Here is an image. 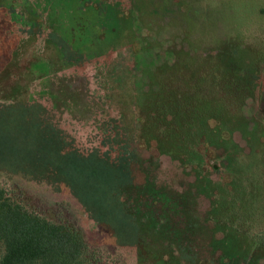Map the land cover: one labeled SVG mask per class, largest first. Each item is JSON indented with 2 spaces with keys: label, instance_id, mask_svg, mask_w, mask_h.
<instances>
[{
  "label": "rangeland",
  "instance_id": "obj_1",
  "mask_svg": "<svg viewBox=\"0 0 264 264\" xmlns=\"http://www.w3.org/2000/svg\"><path fill=\"white\" fill-rule=\"evenodd\" d=\"M0 187L97 264H264V0H0Z\"/></svg>",
  "mask_w": 264,
  "mask_h": 264
},
{
  "label": "trees",
  "instance_id": "obj_2",
  "mask_svg": "<svg viewBox=\"0 0 264 264\" xmlns=\"http://www.w3.org/2000/svg\"><path fill=\"white\" fill-rule=\"evenodd\" d=\"M197 188L212 198L206 186ZM214 188L211 192H214ZM214 194V193H213ZM216 201V200H215ZM213 212H219L217 201ZM0 264H97L99 252L81 233L39 215L0 187Z\"/></svg>",
  "mask_w": 264,
  "mask_h": 264
}]
</instances>
